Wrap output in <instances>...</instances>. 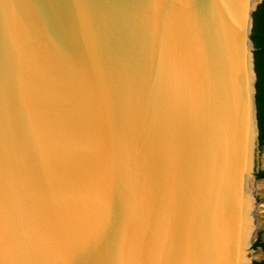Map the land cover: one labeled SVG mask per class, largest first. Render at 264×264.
<instances>
[{
  "label": "water",
  "instance_id": "95a60500",
  "mask_svg": "<svg viewBox=\"0 0 264 264\" xmlns=\"http://www.w3.org/2000/svg\"><path fill=\"white\" fill-rule=\"evenodd\" d=\"M261 1L0 0V264H238Z\"/></svg>",
  "mask_w": 264,
  "mask_h": 264
},
{
  "label": "rangeland",
  "instance_id": "374dc122",
  "mask_svg": "<svg viewBox=\"0 0 264 264\" xmlns=\"http://www.w3.org/2000/svg\"><path fill=\"white\" fill-rule=\"evenodd\" d=\"M253 168L256 172L264 171V138L261 142L254 140L251 157ZM251 189L253 191V215L255 230L251 238V245L245 251L246 258L250 262L246 264H258L264 262V180L255 177L251 179ZM254 228V227H253Z\"/></svg>",
  "mask_w": 264,
  "mask_h": 264
},
{
  "label": "trees",
  "instance_id": "16d2710c",
  "mask_svg": "<svg viewBox=\"0 0 264 264\" xmlns=\"http://www.w3.org/2000/svg\"><path fill=\"white\" fill-rule=\"evenodd\" d=\"M251 42L254 47V103L258 128V142H261L264 138V0L256 7ZM255 176L258 179H264V171L256 172ZM258 264H264V262Z\"/></svg>",
  "mask_w": 264,
  "mask_h": 264
},
{
  "label": "bare ground",
  "instance_id": "6f19581e",
  "mask_svg": "<svg viewBox=\"0 0 264 264\" xmlns=\"http://www.w3.org/2000/svg\"><path fill=\"white\" fill-rule=\"evenodd\" d=\"M250 138L248 140L247 149L245 151L244 170L250 163ZM248 181L243 175V188H242V201H241V214H240V233H239V253H238V264L244 260L243 249L246 245V240L249 233L252 230V219H251V205L252 199L250 190L248 189Z\"/></svg>",
  "mask_w": 264,
  "mask_h": 264
},
{
  "label": "snow or ice",
  "instance_id": "6c2138e0",
  "mask_svg": "<svg viewBox=\"0 0 264 264\" xmlns=\"http://www.w3.org/2000/svg\"><path fill=\"white\" fill-rule=\"evenodd\" d=\"M3 239V213L0 209V244ZM95 249L91 245L81 247L74 251L72 257L66 262V264H99V261L95 259Z\"/></svg>",
  "mask_w": 264,
  "mask_h": 264
}]
</instances>
